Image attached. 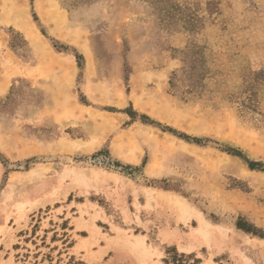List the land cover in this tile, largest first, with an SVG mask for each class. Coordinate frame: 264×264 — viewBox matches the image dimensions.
Returning a JSON list of instances; mask_svg holds the SVG:
<instances>
[{
    "label": "rangeland",
    "instance_id": "rangeland-1",
    "mask_svg": "<svg viewBox=\"0 0 264 264\" xmlns=\"http://www.w3.org/2000/svg\"><path fill=\"white\" fill-rule=\"evenodd\" d=\"M0 264H264V0H0Z\"/></svg>",
    "mask_w": 264,
    "mask_h": 264
},
{
    "label": "trees",
    "instance_id": "trees-1",
    "mask_svg": "<svg viewBox=\"0 0 264 264\" xmlns=\"http://www.w3.org/2000/svg\"><path fill=\"white\" fill-rule=\"evenodd\" d=\"M81 56L79 55L78 56V58H80ZM146 122H149V123H151L149 120H146ZM180 136H183V134H179ZM183 137H186V138H188V139H192V140H194L195 142H198V143H200L202 140H200L199 138H190L189 136H183ZM230 151H232L234 154H236V155H240V156H242V157H245V156H243V154H241V152H239L238 150H230ZM248 163H249V166L251 167V168H256L258 165H260V163L259 162H256V161H248ZM239 227H241V228H243V229H245V230H247V231H251V232H255V230H253V228H250V227H247V226H244V225H242L241 223L239 224Z\"/></svg>",
    "mask_w": 264,
    "mask_h": 264
},
{
    "label": "bare ground",
    "instance_id": "bare-ground-1",
    "mask_svg": "<svg viewBox=\"0 0 264 264\" xmlns=\"http://www.w3.org/2000/svg\"><path fill=\"white\" fill-rule=\"evenodd\" d=\"M29 27L31 26V24H29L28 25ZM25 27V26H24ZM29 33V32H28ZM34 33H35V31L34 30H32V32L29 34L32 38H34V39H37L38 37L37 36H33L34 35ZM33 40V39H32ZM34 41V40H33ZM36 42V41H35ZM155 110V109H154ZM154 112V111H153ZM158 113V112H157ZM154 114H156V112L154 113ZM159 115V114H158ZM108 123V122H107ZM182 204L184 205V202H182ZM180 206H181V204H180ZM184 207H185V205H184ZM187 207V206H186ZM183 209V208H182ZM189 214V213H188ZM203 221H202V225H203Z\"/></svg>",
    "mask_w": 264,
    "mask_h": 264
}]
</instances>
